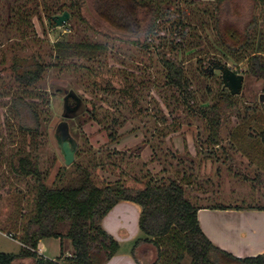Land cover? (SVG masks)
Returning a JSON list of instances; mask_svg holds the SVG:
<instances>
[{
    "label": "trees",
    "instance_id": "trees-1",
    "mask_svg": "<svg viewBox=\"0 0 264 264\" xmlns=\"http://www.w3.org/2000/svg\"><path fill=\"white\" fill-rule=\"evenodd\" d=\"M172 1L94 0L93 6L97 16L112 30L136 39L143 33L148 38L164 17L163 4ZM242 2L251 3L254 8L247 25L242 27L238 20L223 19L222 11L226 4L234 5L236 15L242 17L238 5ZM53 6L63 11L66 4L56 1ZM198 7L209 15L218 44L236 62L248 60L247 74L264 82V41H258L257 36L264 16V0H209ZM52 9L44 1V10L49 19L55 16ZM67 9L72 21L88 24L83 15L82 0H72ZM192 10L196 12L193 17L198 18V8ZM39 15L37 0H22L15 5L10 25L16 29L20 41L0 49V102L10 100L9 111L20 118V130L33 136L41 135L43 130L40 102L45 101L41 83L46 73L51 68H59L65 74L80 73L98 86L96 56L104 50L103 45L84 39L76 43L57 42L49 51H45L44 41L38 36L34 24V19ZM146 18L150 25L144 26ZM177 26L181 29L187 25L181 21ZM132 42L135 43L133 39ZM76 59L86 62H77ZM166 65L168 72L164 86L167 92L179 108L195 116L201 123L200 150L208 152V155L204 153L202 161L211 162L216 157L236 168L238 155H242L247 163H240L242 167L237 174L259 189L264 199V104L247 103L242 94L232 95L224 89L223 80L217 91L209 88L207 98L204 96L198 103L184 70L172 62H166ZM204 75L211 77V73L205 69ZM140 84L137 81L117 87L114 82L107 81L101 85V89L125 100L131 111L140 113ZM68 102L72 107L78 104V99L69 95ZM86 112L83 115L88 114L87 121L102 126L111 142L118 141L117 130L121 125L117 120L107 125L106 118L100 117L93 103ZM23 119L27 120V125ZM4 134L0 124V166L4 160ZM89 159V165L79 162L71 165L70 169L76 171L74 178L70 180L66 174L65 178L64 174L59 173V185L48 187L46 175L39 170L31 152L25 153L19 149L13 154L9 168L23 177L34 178L36 182L29 191L27 209L16 231L23 245L22 250L18 254L0 253V264H13L22 258H34L35 264H108L120 251L121 244L104 229L102 220L122 201L141 207L139 228L143 237L135 242L133 254L140 245L150 244L157 249L154 264H185L186 256L190 257V264H264V255L237 257L217 246L204 233L198 219L202 206L189 192L198 181L193 166L183 173L177 170L157 179L149 171L146 174H132V169H124L126 155L116 149H107L99 159L95 156ZM101 172L108 173L114 179L100 177ZM129 180L140 187L130 185ZM210 207L230 208L215 203ZM247 208L264 210V205ZM64 223H69L66 235L58 232V227ZM10 234L15 237L14 233ZM50 238L71 240L74 256L61 261L62 258L51 260L39 255L41 241Z\"/></svg>",
    "mask_w": 264,
    "mask_h": 264
},
{
    "label": "rangeland",
    "instance_id": "rangeland-1",
    "mask_svg": "<svg viewBox=\"0 0 264 264\" xmlns=\"http://www.w3.org/2000/svg\"><path fill=\"white\" fill-rule=\"evenodd\" d=\"M21 1L0 0V49L20 41L16 29L10 25V17L13 7ZM37 1L40 15L34 19V24L38 36L44 41L45 51H49L57 42L76 43L84 39L103 45L104 50L96 56L98 86L80 73L65 74L59 68H51L46 73L41 83L42 98L45 99L40 102L41 135L33 136L21 131L20 118L9 111L10 100L0 102L1 130L5 131L2 136L5 141L2 146L4 160L0 166V253H19L22 250L23 245L16 231L27 209L29 191L36 182L34 178L23 177L9 168L8 163L13 154L19 149L25 153L31 152L38 162L39 170L46 175L48 187L59 185V173L64 174V177L66 174L70 180L75 177L76 171L66 166L56 139L58 126L63 121L69 123L71 135L78 142L75 162L89 165L90 157L99 159L107 149H116L126 155L124 169H132V174H146L149 171L161 179L177 170L183 173L193 166L198 181L189 192L201 206L214 203L231 208L264 205L259 189L237 174L242 167L240 163H247L242 155H238L236 168H232L230 162L216 157L211 162L202 161L204 153L208 155V152L200 150V121L179 108L164 86L168 72L166 62L175 63L184 70L197 102L201 103L203 97L208 96L209 88L217 91L220 87L222 74L213 65L217 62L244 75L242 95L247 103L264 104V82L247 74L248 60L236 62L218 44L209 15L198 7L209 0H173L163 4L164 17L148 38L143 33L136 39L116 33L102 21L94 10V0H82L83 15L88 24L75 23L70 18L64 26L57 28L49 26L50 19L44 10V1L53 7L52 13L62 15L64 10L70 11L67 7L72 0ZM56 1L66 4L63 11L53 6ZM238 5L242 17L236 15L234 5L226 4L222 11L223 19L238 20L240 26L244 27L250 22L254 8L248 2ZM192 8H198L201 17L194 18L196 12ZM145 20L144 26H147L149 19ZM181 21L187 26L180 29L177 25ZM257 36L258 41H264V16L258 26ZM76 61L86 62L84 59ZM204 69L211 73V77L204 75ZM107 81L114 82L117 87L139 81L141 112L131 111L125 100L105 93L101 85ZM69 95L78 99L77 105H69ZM91 103L98 109L100 117L106 118L107 125L115 120L120 123L117 142L110 141L102 126L87 121L88 114H83ZM23 121L27 125V120ZM100 177L114 179L106 172H101ZM128 183L140 187L132 180ZM60 230L62 234L67 233L65 227H60ZM10 233H14L15 237H9ZM45 245V249L48 246L53 249L54 245L59 244L54 240H46ZM184 263L190 264V257L186 256Z\"/></svg>",
    "mask_w": 264,
    "mask_h": 264
},
{
    "label": "crops",
    "instance_id": "crops-1",
    "mask_svg": "<svg viewBox=\"0 0 264 264\" xmlns=\"http://www.w3.org/2000/svg\"><path fill=\"white\" fill-rule=\"evenodd\" d=\"M229 207V206H228ZM141 207L133 202H119L102 220L104 229L121 244L120 251L108 264H154L157 260V249L150 245L133 248L135 242L143 237L139 228ZM200 226L207 237L220 248L233 253L237 257H256L264 255V210L250 208L214 209L202 206L198 212ZM60 227L69 229V223ZM67 234V233H66ZM62 234V235H66ZM54 240L57 246L45 249V241ZM18 254V253H14ZM75 249L67 238H50L41 241L39 255L57 260L71 258ZM138 261V262H137ZM13 264H35L34 258L17 259Z\"/></svg>",
    "mask_w": 264,
    "mask_h": 264
},
{
    "label": "water",
    "instance_id": "water-1",
    "mask_svg": "<svg viewBox=\"0 0 264 264\" xmlns=\"http://www.w3.org/2000/svg\"><path fill=\"white\" fill-rule=\"evenodd\" d=\"M71 18L69 12H64L62 15H55L49 20V26L51 28H57L64 26ZM214 68L219 70L222 74L223 87L231 92L234 96L242 94L244 88L245 77L243 74H239L236 71L231 70L228 67L220 63H214ZM56 139L59 145V149L65 159L66 166H71L75 162V155L78 148L77 140L71 135L70 126L67 121L60 123L57 129Z\"/></svg>",
    "mask_w": 264,
    "mask_h": 264
},
{
    "label": "built area",
    "instance_id": "built-area-1",
    "mask_svg": "<svg viewBox=\"0 0 264 264\" xmlns=\"http://www.w3.org/2000/svg\"><path fill=\"white\" fill-rule=\"evenodd\" d=\"M9 237H12V234H8Z\"/></svg>",
    "mask_w": 264,
    "mask_h": 264
}]
</instances>
